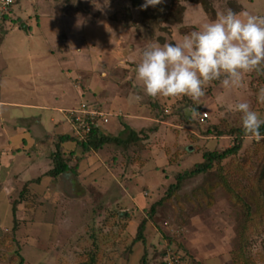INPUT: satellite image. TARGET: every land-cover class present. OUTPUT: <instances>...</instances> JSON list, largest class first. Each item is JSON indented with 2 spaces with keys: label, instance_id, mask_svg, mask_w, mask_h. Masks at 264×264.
Returning a JSON list of instances; mask_svg holds the SVG:
<instances>
[{
  "label": "rangeland",
  "instance_id": "rangeland-1",
  "mask_svg": "<svg viewBox=\"0 0 264 264\" xmlns=\"http://www.w3.org/2000/svg\"><path fill=\"white\" fill-rule=\"evenodd\" d=\"M204 1L163 0L144 10L132 0H55L66 17L82 18L90 50L92 70L86 62V71H71L72 79L28 18L36 11L34 3L23 0L14 7L10 15L15 22L10 20L8 31L0 33V264H80L91 254L97 255L96 264H141L145 254L157 262L171 239L191 264L237 263L232 252L239 242L242 211L225 190L213 193L211 205L208 198L184 196L150 214L178 173L202 162L205 151L235 144V133L203 135L214 126L225 132L242 129L241 114L232 110L235 104L249 103L264 119V103L258 100L264 65L245 74L240 88L210 83L198 100L151 97L137 79L136 66L150 44L180 41L229 10L241 18L264 17V0ZM15 25L19 30L10 33ZM104 70L108 78H102ZM79 76L94 92L85 100L110 114L103 128L111 120V126L118 123L119 129H108V135L128 138V125L140 134L138 143L128 148L110 143L88 152L76 140L61 143L66 134L77 138L57 109L82 102ZM189 102L203 104L197 124L181 116L183 110L192 111L187 110ZM203 111L209 114L205 122ZM263 140L244 134L240 154L224 161L235 165L231 176L246 198L257 197L252 187L264 162ZM59 144L63 156L71 157L70 166L78 156L83 158L73 172L53 177L48 172L55 167L52 156ZM203 181L187 182L181 194H190ZM145 220L146 242L135 243ZM245 247L246 256L264 264V224L251 233Z\"/></svg>",
  "mask_w": 264,
  "mask_h": 264
},
{
  "label": "clouds",
  "instance_id": "clouds-1",
  "mask_svg": "<svg viewBox=\"0 0 264 264\" xmlns=\"http://www.w3.org/2000/svg\"><path fill=\"white\" fill-rule=\"evenodd\" d=\"M163 0H144L141 8L155 7ZM264 65V17L245 14L241 18L229 10L185 34L180 41L153 43L142 52L136 66L137 79L151 97L188 96L198 100L206 87L219 81L225 89L240 88L244 75ZM264 103V89L258 94ZM241 114L245 135L264 139V119L249 103L232 109Z\"/></svg>",
  "mask_w": 264,
  "mask_h": 264
},
{
  "label": "trees",
  "instance_id": "trees-1",
  "mask_svg": "<svg viewBox=\"0 0 264 264\" xmlns=\"http://www.w3.org/2000/svg\"><path fill=\"white\" fill-rule=\"evenodd\" d=\"M135 7H139L142 4V0H132ZM191 1V0H188ZM195 3H205L204 0H192ZM131 11V9L129 8ZM117 16V15H116ZM119 16V14H118ZM8 15L4 17L7 19ZM203 107V104H191L187 107L190 109L197 108V110L190 116L187 114L186 110H183L181 116L187 121L189 124L199 123L197 118V114L200 112V109ZM207 119L204 120V122ZM130 131V135L128 138H122L121 136L108 135L109 132L107 128H94L91 132V135L85 141H80L79 139L71 136L70 134H66L60 137L61 143H65L68 141L76 140L84 149V151L88 152L91 150H99L103 148L105 145L114 143L118 145H122L125 148H128L132 143H138L141 140V136L138 132L133 130L130 126L126 125L124 131ZM261 132L264 133V128H261ZM204 136L215 135V136H226L231 134H236L235 144L227 149L222 151L219 150H209L205 151L203 154L204 160L200 163L195 164L193 167L180 172L176 175L177 182L170 185L168 190L166 191V195L156 202L150 210V214L153 217L159 209L163 208L167 201L176 200L175 203L180 202L185 198L199 199L200 196L204 198H208L209 205H211V201L213 200V193L221 188L226 191L229 197L236 203L237 206L240 207L242 211L241 223L239 226V242L236 250H234L233 256L237 263L235 264H256L255 260L252 256H246V247L245 244L249 240V236L258 228V226L264 224V162L263 166H261L260 172L256 175V178L253 181V192L252 194H256V198H246L244 193L239 190V185L234 179V175L231 176V168L233 162H228V164H224V161L235 158L240 154L244 145V132L243 129L239 128H231L225 132V130L219 129L218 126H214V128L203 132ZM264 141V140H263ZM59 150L55 154H53V159L55 162V167L48 172V174L53 177H59L61 175L66 174L69 171H74L77 169L79 163L82 161L81 156L77 157V163L74 166H70L71 157H64L62 147L58 146ZM238 163V162H236ZM236 167L241 171L243 168L238 163ZM244 170V169H243ZM203 177L204 181L199 184L190 194H181L183 186L196 178ZM233 179V180H232ZM213 202V201H212ZM174 203V202H173ZM199 209H201L199 204ZM15 211V209H14ZM15 213V212H14ZM147 220L143 221L139 227L135 237V243L140 241L146 242L145 239V229ZM174 240L171 239L168 242V247H165L160 252V258L157 259V262L150 261L148 259L147 254H145L142 258L141 264H167L166 256L168 250L179 251L178 248L174 246ZM97 263V255L91 254L87 260H83L80 264H96ZM195 263V262H194ZM23 264V261L22 263Z\"/></svg>",
  "mask_w": 264,
  "mask_h": 264
},
{
  "label": "crops",
  "instance_id": "crops-1",
  "mask_svg": "<svg viewBox=\"0 0 264 264\" xmlns=\"http://www.w3.org/2000/svg\"><path fill=\"white\" fill-rule=\"evenodd\" d=\"M31 1L34 3L33 6L35 7L36 11L33 15H30L28 18L30 21H32L31 23H34L37 28H40L41 35L45 36L47 42L49 43L50 51L54 55H56L57 59L59 60V64H62L63 70L66 72V75H68L69 79H72L71 71L80 72L81 70L87 68V66H85L86 62L88 64L89 69H91L92 62L90 58V50L88 43L84 38L83 32L85 30V27L82 24L83 22L82 18H73L68 16L66 17L62 13L61 7L54 5L55 0L53 1L31 0ZM12 12H14V9ZM10 20H12V23L15 22V19H12L11 15H8L7 19H5V21H3L2 24H0V33L3 29H4V33L8 31L6 27L7 24L10 22ZM27 28L29 31L32 30L33 28L32 24L29 23L27 25ZM17 30H19V27L18 25H15L10 30V33ZM31 36L32 33H30V37ZM86 70L87 69H85V71ZM101 76L102 78H108L109 74L106 70H104L101 72ZM83 79L84 76L83 77L79 76L78 80L76 81V84L77 85L81 84L84 93L82 96L83 98L82 101H86L85 100L86 95L89 93L93 95L94 92L89 85L85 86L83 83H80ZM113 80L116 81L115 79ZM108 84L107 83L103 84L102 87L106 88ZM60 97L63 98L62 96ZM87 101L90 102L89 100ZM95 101L93 103H95ZM1 104H4V102L0 100V105ZM29 106H34V105L30 104ZM41 107H45V106L43 105ZM61 109L62 108H59L57 110L60 112ZM52 120L54 121L55 119L52 118ZM111 123L112 120L108 125V129H113V130L119 129L118 123H116V125L114 126H111ZM193 134L198 136V133L196 131H193ZM193 223H198V219H193Z\"/></svg>",
  "mask_w": 264,
  "mask_h": 264
},
{
  "label": "built area",
  "instance_id": "built-area-1",
  "mask_svg": "<svg viewBox=\"0 0 264 264\" xmlns=\"http://www.w3.org/2000/svg\"><path fill=\"white\" fill-rule=\"evenodd\" d=\"M23 0H0V24L3 23L4 17L10 15L14 7ZM63 119L67 121L75 131L76 137L80 141H85L91 135L94 128L105 127L110 121V114L103 108L82 101L78 106L61 109ZM209 117L205 111L201 114V119ZM167 264H191L185 259V256L179 251L168 250L166 256Z\"/></svg>",
  "mask_w": 264,
  "mask_h": 264
},
{
  "label": "water",
  "instance_id": "water-1",
  "mask_svg": "<svg viewBox=\"0 0 264 264\" xmlns=\"http://www.w3.org/2000/svg\"><path fill=\"white\" fill-rule=\"evenodd\" d=\"M197 110V108H193L192 111L188 112V115H191L192 113H194Z\"/></svg>",
  "mask_w": 264,
  "mask_h": 264
}]
</instances>
